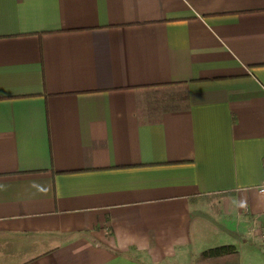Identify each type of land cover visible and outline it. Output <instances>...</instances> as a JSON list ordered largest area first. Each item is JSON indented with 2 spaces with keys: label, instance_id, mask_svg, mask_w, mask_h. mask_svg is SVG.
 <instances>
[{
  "label": "crops",
  "instance_id": "0c3cea01",
  "mask_svg": "<svg viewBox=\"0 0 264 264\" xmlns=\"http://www.w3.org/2000/svg\"><path fill=\"white\" fill-rule=\"evenodd\" d=\"M263 164L264 0H0V264H264Z\"/></svg>",
  "mask_w": 264,
  "mask_h": 264
},
{
  "label": "trees",
  "instance_id": "16d2710c",
  "mask_svg": "<svg viewBox=\"0 0 264 264\" xmlns=\"http://www.w3.org/2000/svg\"><path fill=\"white\" fill-rule=\"evenodd\" d=\"M238 251L234 245H221L212 248H208L202 251L199 255L198 262L204 260H210L213 258H219L228 255H237Z\"/></svg>",
  "mask_w": 264,
  "mask_h": 264
},
{
  "label": "built area",
  "instance_id": "2783aa9c",
  "mask_svg": "<svg viewBox=\"0 0 264 264\" xmlns=\"http://www.w3.org/2000/svg\"><path fill=\"white\" fill-rule=\"evenodd\" d=\"M258 190H259L260 193L264 194V164H263V179H262L261 184L259 185ZM262 238L264 240V233L262 235Z\"/></svg>",
  "mask_w": 264,
  "mask_h": 264
}]
</instances>
